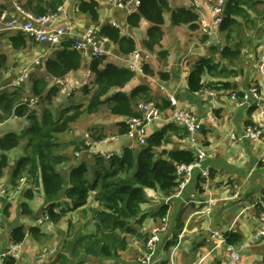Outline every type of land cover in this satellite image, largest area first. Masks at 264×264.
<instances>
[{
  "label": "crops",
  "instance_id": "obj_1",
  "mask_svg": "<svg viewBox=\"0 0 264 264\" xmlns=\"http://www.w3.org/2000/svg\"><path fill=\"white\" fill-rule=\"evenodd\" d=\"M80 1L88 0H63L64 13H59L55 23L62 24L67 20L74 26L75 32L96 28L94 27L95 23L86 14L80 12ZM95 1L98 3V24L110 23L116 25L121 34L131 36L135 41V51L123 54L115 43L107 38L105 40L99 39V35L96 36V40H99V45L104 51L103 56H105V59L103 63L112 62L117 66L130 68L134 71V76L125 84L122 90L129 94L137 85L145 84L149 87L152 101L155 104H160L163 99L169 100V96H173L177 99L179 107L192 108L198 119L201 120L199 130L190 135L184 128L171 122V111L165 110L160 120L145 127L148 136L166 127V141L159 148L160 150L189 149L193 152L203 151L204 158L201 165L208 172L210 171L209 177L207 179L201 178L196 170L194 177L182 191L171 196H166L152 189H146L149 202L141 206L142 215L145 217L140 223L135 222V224H137L138 231L143 234L150 232L152 228H163L152 252L144 248V243L141 244L140 239L130 237L133 239L128 240V247L119 251L116 256L109 258L92 257L91 260H86L89 256L86 258L80 257L81 259L75 262L71 259L79 254L77 251H74L77 254L75 253L72 256L71 248H67V253L63 252L66 247L60 251L62 246L60 249L49 250L48 247H43L41 244V242L44 243V241H41L43 237L36 239L27 232L30 226L35 225L36 219L40 216L39 210L42 205H46L41 188L36 189L31 199H25L22 190L25 184L30 187V183L27 180L24 183L23 179H19L20 186L17 192L14 190L13 193L18 195L20 203H27L32 214L22 213L17 200L12 201V203H15L14 208L10 209L9 212L7 211V213L3 212L4 199L9 194L11 184L12 168L8 166L3 175L0 176V186L8 189L7 194L3 198L0 197L1 246L4 248L10 242L9 232L12 228L26 225L25 232L27 236L23 240V249L21 248L18 259H15L16 264H144L148 256L151 264H221V261L228 255L226 245L230 244L227 243L223 234L230 232L238 236V240L231 245L236 247L241 244L247 245L242 250L243 253L240 255L238 264H264V244L254 243L251 246L248 244L258 227L262 209L260 199L264 193V45H261L264 44L262 43L264 37H259L263 32L262 28L259 31L257 30L258 32L250 31L249 38L241 42L239 59H234L229 63L222 58L220 50L227 42L229 43L227 45L240 42L233 32L227 40V31L221 30L219 26H209L207 32L203 33L199 24L196 28L187 24L172 25L170 23V12H165L161 44L148 49L143 41L146 39L147 28L150 23L145 19H141L138 25L131 26L127 22V15L136 11L135 0H123L121 2L122 7L118 6V2H120L118 0ZM168 1L172 8L189 7L188 0ZM24 2L18 1L21 7ZM261 3L264 6V0ZM0 4H3L4 9L8 10L10 18L18 16L10 0H0ZM203 11L206 15L205 18L209 20V14L206 10ZM237 20L240 21V18ZM14 34H3L0 37V52L6 56V68H0L2 80L4 79V73L12 69L10 56H8L6 50L8 47L11 49L8 48L9 51L16 54L11 60L15 63L19 62L22 67L24 66L23 61L29 59L20 51H25L27 56L31 59L34 58L33 63L39 60L44 63L46 58L56 50L45 43H37L29 39H26V44L22 49H15L8 41V37ZM203 37L206 38L203 39ZM33 44L36 45L35 49H33ZM61 48L62 46L58 49ZM135 52L139 55L138 60L134 58ZM92 57L82 54L80 67L68 72L60 79L65 81V78H67L71 83H76L86 77L92 80L93 74L89 69V62ZM208 57L212 58L214 62H218L220 67L226 69V72L222 74L215 71L206 72L202 78L205 86L198 93L191 94L187 89V76L199 60ZM103 63L102 65L100 63L99 68L104 66ZM132 63L135 67H131ZM143 63H146L155 74L144 73L142 71ZM39 64L38 62L37 66ZM21 71L17 70L14 75L18 76ZM157 71L168 72L169 78H160L156 73ZM37 74L36 77L44 75L42 64L37 67ZM34 75L32 72L30 78H34ZM218 81L228 82L231 87L219 89L208 84ZM252 85L258 89L257 98L250 93ZM48 87H50L49 83ZM84 87L86 86H76L70 93L64 94L61 91V85L58 84L56 94L60 97V101L57 102L52 99V105L50 106L55 120L61 121L59 118L64 110H69L68 112L72 113L76 107H78V110H83L86 107L87 93H84ZM115 90L113 89L111 92ZM233 94L236 97H233ZM84 97L86 99L83 100ZM55 103H58V105L63 104L59 108L58 105L53 106ZM99 108L104 109V112L111 119H106L109 122L104 123L102 120L92 124L93 126L98 123L94 127L100 128L103 139L90 143L87 150L79 149L75 151V145L83 141L84 131L77 130L72 126V122L68 123V128H71V130L55 135L58 144L56 153L66 157V160L58 163L55 168L65 180L69 178L74 167L78 166L80 162H85L87 166L85 175L91 181L96 167L95 157L98 154L104 157L112 153L120 154L125 146L131 147L136 152L142 148L127 133L118 132V123L124 121L126 117L110 115L104 105ZM12 119H16V122L11 123ZM21 122L25 127L28 125V119L23 116L12 117L2 126H6L8 123L15 126V124H21ZM248 122L256 125L261 130V137L252 139L241 136ZM4 127L3 134L6 133V130L16 131L13 130V127ZM88 129L96 130L92 127ZM106 129H109V133H106ZM233 136L235 137L233 138ZM20 148L18 151L12 152L11 149L5 152L9 164H14L23 155L22 146ZM235 194L237 196H234ZM92 195L93 193L90 194L91 197ZM40 196L39 204L41 203V207L37 209L39 204H36V199ZM66 200L65 197L61 198L62 206H64ZM90 200L87 203H92L94 206L93 199ZM208 200H211V202ZM165 203H168L166 215L164 217L155 216L154 211ZM208 207L210 209L206 212ZM132 220L135 221V219ZM40 231L45 234V237L47 236L48 241H51V236L54 233ZM214 232L220 233L223 240L212 236ZM57 234L63 241L68 240L65 237L68 235H66L64 226L57 228ZM80 253V255H84L82 252ZM60 255L62 258H60ZM80 260H84V262L82 263Z\"/></svg>",
  "mask_w": 264,
  "mask_h": 264
},
{
  "label": "trees",
  "instance_id": "obj_2",
  "mask_svg": "<svg viewBox=\"0 0 264 264\" xmlns=\"http://www.w3.org/2000/svg\"><path fill=\"white\" fill-rule=\"evenodd\" d=\"M118 1L123 2V0ZM62 4L63 0H26L22 7L35 15H45L56 12ZM259 5H263L259 0H226L224 16L219 28L227 31V40L231 37L233 26L244 25L238 22V18L247 21L246 23L256 24L251 18L250 11L259 14ZM4 8L5 6L0 4V12ZM79 10L95 23L94 27H98V35L115 43L121 53L128 54L135 51L134 39L121 34L116 25L98 24V3L95 0L80 1ZM165 12H170L172 25L187 24L194 28L198 25V14L189 7L172 8L168 0H138L136 11L127 15V22L131 26L138 25L141 19L150 23L146 39L143 41L148 49L160 44ZM26 39L23 33L8 37V41L15 49H22L26 44ZM72 44L71 39L64 41L62 48L54 50L53 54L45 60V74L31 78L32 95L46 103L39 113L21 102L23 95L21 88L11 91L0 90V123L12 117L24 116L28 119V125L21 132L8 131L0 135V176L10 166L12 168L10 175L12 189L19 185V179L27 180L30 187L26 185L22 190L25 199H31L36 189L41 188L46 203V218L53 223H58L67 211H73L87 204L91 197L90 194L93 193L91 198L95 206L90 211L93 216L94 230L84 234L79 231L75 241L70 242L66 249L72 246L73 250L80 251L85 256L109 258L128 247V236L143 239L142 242H145L148 233L143 234L137 231L129 222L135 219L134 222L140 223L145 217L142 215L141 206L149 202L146 189L159 191L166 196L174 194L181 181L176 173V165L192 163L196 160V156L189 149L160 150L159 148L166 141V127H164L148 136L146 145L141 146L142 148L137 152L125 146L120 154L112 153L108 158L101 154L96 155V167L91 181L85 175L87 172L85 162H80L74 167L67 180L63 179L55 167L58 163L65 161L66 157L56 153L58 144L55 135L65 131L68 123L77 118L81 112L78 107L70 114H68L69 110H64L59 118L61 121L55 120L49 104L52 101V94L58 90L53 86L48 87L49 82L46 77L59 79L80 67L82 52L73 48ZM240 47L241 42L225 45L221 48L220 54L222 58L231 63L234 59H239ZM104 59L103 55L90 59L89 69L93 74V87L86 86L87 88L83 89L84 93L89 94L85 109L91 114L104 105L110 115L126 117L124 121L118 123V132L127 133V120L132 117H141L139 104L153 102L150 89L145 84H139L129 94L124 92L122 88L132 79L134 71L117 66L112 62L103 63ZM100 63L104 65L101 68H99ZM0 68H6V56L2 52H0ZM142 71L149 75L155 74L146 63H143ZM213 71L222 74L226 72V69L220 67V64L214 62L212 58L199 60L187 76L188 92L194 94L201 91L205 86L203 75ZM156 73L162 79L169 78L168 72L157 71ZM1 83L0 76V86ZM208 84L219 89L231 87L230 83L222 81ZM113 89L116 90L111 92ZM156 106L162 110L173 108L170 101L166 99ZM247 125L256 126L250 122ZM102 137L100 133L91 135L94 141H99L103 139ZM21 142H24L23 155L14 164H9L5 152L17 147ZM88 148L89 145L84 140L75 145V151ZM62 197L71 202H64V206L56 210V207L62 206ZM19 206L22 213L32 214L26 202H21ZM8 207L9 204L4 206V213H7ZM167 209L168 203L162 204L153 214L164 217ZM27 232L36 239L43 235L40 228L35 225L30 226ZM71 235L68 232V236ZM223 235L227 243L232 244L238 240V236L230 232H225ZM25 236L26 232L22 226H15L9 232L10 241L15 244L23 242ZM75 253L77 254L72 251V256ZM60 258H62L61 255ZM80 261L84 262V260ZM4 264H15L14 257L9 256Z\"/></svg>",
  "mask_w": 264,
  "mask_h": 264
},
{
  "label": "built area",
  "instance_id": "obj_3",
  "mask_svg": "<svg viewBox=\"0 0 264 264\" xmlns=\"http://www.w3.org/2000/svg\"><path fill=\"white\" fill-rule=\"evenodd\" d=\"M14 9L17 11L18 16L14 18L9 17V12L6 9H3L0 12V37L3 34L11 33H23L26 35L27 39L33 40L37 43H45L52 49H58L62 46L63 42L71 39L73 41L72 47L80 50L82 54L89 56H101L104 54V51L99 45V40H96L98 35V27L94 29H86L83 31L75 32L74 26L68 22L64 21L62 24H56V18L59 13H64V9L61 6L57 8L56 12L48 13L45 15H35L21 7L17 0H10ZM189 8L193 9L198 14V24L200 25L201 31L203 33L207 32L209 26H219L223 16H224V7L226 0H188ZM136 6L138 5V0H135ZM118 6L122 7V3L118 2ZM209 14L210 19L207 20L205 17V12ZM97 33V34H96ZM99 39L105 40L104 37H99ZM135 60L139 59V55L135 52ZM38 61L34 62V65H37ZM131 67H135L132 63ZM27 70H22L18 76L11 78L6 81L3 85L0 86V90H15L17 88L23 87V83L27 78ZM58 84L61 85V91L64 94H68L72 91L73 88L79 85L87 86L88 88L93 87V77L92 80L89 78H83L76 83H71L67 78L65 81L60 78L56 80ZM250 93L257 98L258 89L256 86L252 85L250 87ZM32 95V94H31ZM233 97H236L233 95ZM246 97V96H245ZM38 97L31 96L29 98L22 97L21 102L26 103L29 107L33 106V102L36 101ZM245 100V98H243ZM170 104L173 106L172 109H160L156 106L154 102H142L139 104V109L141 111V117H132L127 120L128 131L127 135L134 139L138 146H145L148 133L145 131V127L154 123L157 120H160L163 115V111H171V122L176 124L179 127L184 128L190 135L195 134L200 126L201 120L198 119L196 113L190 107H179L177 104V99L173 96H169ZM6 122V121H5ZM4 122V123H5ZM2 124L0 123V135ZM234 135V134H232ZM243 137H248L252 139H258L261 137V130L256 126L247 125L244 128ZM235 136H233L234 138ZM90 147V143H87ZM196 160L189 164H177L176 173L181 178L179 182L178 189L172 195L179 194L182 189L190 182L194 177V173L197 170L201 178L207 179L209 177V172L205 169L201 162L204 158L203 151L194 152ZM110 154H107L108 158ZM25 183V179H23ZM20 184L12 189L10 186V191L16 190L19 188ZM26 186V184H25ZM8 189L6 187L0 186V197L3 198L7 194ZM171 196V195H170ZM234 196H237L236 194ZM211 202V200H208ZM260 203L262 209L260 212V217L258 221V227L253 234L251 240L248 244L251 246L254 243L264 244V193L261 196ZM209 207L206 209V212L209 211ZM162 227L152 228L149 232L147 238V246L152 252L155 244L159 240V233L162 231ZM212 236H216L219 239L223 240V236L220 233L214 232ZM247 246L246 244H241L238 247L235 245L228 244L226 245V251L228 252L227 257L221 261V264H238L240 259V252L243 248ZM2 258L0 257V264ZM144 264H151L150 257L148 256Z\"/></svg>",
  "mask_w": 264,
  "mask_h": 264
},
{
  "label": "rangeland",
  "instance_id": "obj_4",
  "mask_svg": "<svg viewBox=\"0 0 264 264\" xmlns=\"http://www.w3.org/2000/svg\"><path fill=\"white\" fill-rule=\"evenodd\" d=\"M20 1H22V2H24V0H20ZM262 2H263V0H261ZM258 10H260V14H257V13H255V12H252V11H250L251 13H250V15L252 16H250L252 19H254V20H256L255 22H256V24L255 25H252L251 23H246L247 21H244V20H242V19H240V21H238V22H242V23H244V25H242V26H239L238 24H236L235 26H233V34L234 35H236L237 36V38L240 40V42H242V40H246L247 38H249V36H248V34L250 33V31H254V32H256L257 30L259 31L261 28H262V31L263 32H261V34H260V36L259 37H264V6L263 5H259L258 6ZM8 11V10H7ZM250 29H252V30H250ZM257 31V32H258ZM230 36H231V34H230ZM162 39V38H161ZM3 40V39H2ZM224 40H225V38H224ZM262 43H264V40L262 39ZM37 44V43H36ZM160 44H161V40H160ZM227 44H229L228 42H227ZM226 44V45H227ZM234 44V43H233ZM243 44H245V43H243ZM252 44H254L253 42H252ZM261 45H264V44H261ZM35 47H36V45L35 44H33V49H35ZM9 48V47H8ZM8 48L6 49L7 50V53H8V56H10V58H9V60H10V64H12V69L11 70H8V71H6L5 73H4V75H3V80H2V83H1V85H3L6 81H8V80H10L11 78H13V77H15V73H16V71L18 70V71H21V70H27V78H26V80L24 81V83H23V87L21 88L22 89V97H27V98H29V97H31L32 95H31V78H30V75H31V73L33 72L35 75V77L36 76H38V74H39V72H38V74H37V67L38 66H40L41 64L43 65V68H44V74H45V66H44V64H45V62L43 63L42 62V60L40 61H38L40 64L37 66V65H34V63H33V59L34 58H32L31 59V57H29V56H27V54L25 53V51H20V52H22L24 55H26V58L27 59H29V60H24L23 61V63H24V66L22 67V64L20 65V63L18 62V63H15V62H13L12 60H11V58L14 56V55H16L15 53L13 54V52H11V51H9V50H11L10 48H9V50H8ZM241 54V53H240ZM48 58V57H47ZM46 58V59H47ZM236 61V60H235ZM42 62V63H41ZM21 67V68H20ZM19 68V69H18ZM23 68V69H22ZM41 72H43V70H41ZM3 73V72H2ZM41 75L43 74V73H40ZM47 79H48V82H49V85L50 86H53V87H55V88H57V90H58V83L56 82V80L58 79V78H54V77H49V76H47L46 77ZM53 84H52V83ZM233 95H235V94H233ZM236 96V95H235ZM53 100H55V101H57V102H59L60 101V97L56 94V93H53L52 94V97H51ZM88 98H89V94H87V100H88ZM83 100L84 99H86L85 97L84 98H82ZM44 104H46L45 102H41V101H39V99H36V101L35 102H33V106H30V108H34V110H36V112H40L41 111V108H42V106L44 105ZM62 104L63 103H61V104H59L58 105V103H55V104H53V106H55V105H58V107L60 108V106H62ZM52 105V103H50L49 104V106H51ZM52 106V107H53ZM51 107V108H52ZM80 107V106H79ZM81 113H80V115L77 117V118H75L73 121H71L72 122V126H74L75 128H77V130H79V131H81V132H83L84 131V135H83V139L82 140H84L86 143H92V142H96V141H94L92 138H91V135H97L98 134V131H99V133L101 132V130H100V128H98V127H94V126H97L98 125V123H96V125H93L92 126V124L94 123V122H99V121H104V123L105 122H109V120H107L106 121V119H109L110 118V116L109 115H107L104 111V109H102V108H98V110L96 111V112H94V113H91V114H89V113H87L86 112V109L84 108L83 110H79ZM68 114H70V113H68ZM77 119V120H76ZM111 119V118H110ZM11 123L12 122H16V119H12L11 121H10ZM156 122V121H155ZM5 126V125H4ZM3 126V127H4ZM7 126L8 127H13L14 129L13 130H16V131H13V132H21L22 131V129L25 127L24 125H23V123L21 122V124H15V126H14V124H10V123H8V125L6 124V126L4 127V128H7ZM106 126H109V125H106ZM3 127H2V129H1V132H3ZM92 127V129L93 128H96V130H91V129H88V128H91ZM88 129V130H87ZM68 130H71V128H68L67 127V129L65 130V132H67ZM85 130H87V132H85ZM6 132H8V130H6ZM64 131H63V133H65ZM106 133H109V129H106ZM22 146V148L24 147V142H21L17 147H15V149L13 148L12 149V152L13 151H18V150H20L21 147ZM23 150V149H22ZM42 190V189H41ZM14 191V190H13ZM13 191H10L9 190V194H8V196L6 195V197H5V199H4V205L6 206V204H9V207H8V209H7V211L9 212L10 211V209H12V208H14V206H15V203H12V201H15V200H17V203H18V205H19V203H20V200L18 199V195H15L14 193H13ZM16 192H17V190H16ZM42 194H43V190H42ZM40 195H41V193H40ZM91 199V197L88 199V200H90ZM40 200H41V196L40 197H38L37 199H36V204H39V202H40ZM68 200V201H67ZM66 200V202H71V201H69V199H67ZM91 201V200H90ZM11 203V204H10ZM95 206V205H94ZM93 205H92V203H87V204H85L84 206H82L81 208H79V209H75V210H73V211H67L66 213H65V215L61 218V220L59 221V223H57V224H52L53 222H51V221H48L47 220V218H46V215H45V208H46V205H42V207H41V203L37 206V209H39L40 207H41V209L39 210L40 211V216L36 219V221H35V226L37 225V226H39L41 229L40 230H42L44 233H47V232H52V233H54V235L53 236H51V241H48L46 238H47V236L45 237V234H43V235H41L40 236V238L41 237H43L42 239H41V241H44V243H42L41 242V244H42V246L44 247V246H46V247H48V249L49 250H52V249H56V248H58V249H60V247L62 246V248L60 249V251H62V250H64V247H67L69 244H70V242H73V241H75V238H76V236H77V233L79 232V231H81L82 233L84 232V233H88V232H92L93 230H94V222H93V216H92V213H91V211H90V209L92 208V207H94ZM63 206H60V207H56L55 209L56 210H59L60 208H62ZM14 211V210H13ZM93 224V225H92ZM129 224L132 226V227H135L136 229H137V224H135V222H134V220H131L130 222H129ZM22 226V225H21ZM62 226H64V228H65V230L67 231V233H66V235H68V232H70L72 235L71 236H65L66 238H68V240L65 242V241H63L62 239H60L59 238V235L57 234V228H60V227H62ZM139 226V225H138ZM23 227V226H22ZM24 230H26L27 228H26V225H24ZM26 228V229H25ZM158 228V227H157ZM68 229L70 230V231H68ZM137 231H138V229H137ZM140 232V231H139ZM83 233V234H84ZM27 236V235H26ZM148 238V237H147ZM129 239H133V238H130V236H128V240ZM10 240V239H9ZM25 240V239H24ZM143 241V239H141V244L143 243L142 242ZM147 239L145 240V242H144V248L145 249H148L149 251H150V248L147 246ZM24 243V241L23 242H21V243H18V244H15V243H12L11 241L9 242V243H7L6 244V246L3 248L2 246H1V242H0V257L2 258V260H1V264H4L5 263V261L7 260V258L9 257V256H13L14 257V259H18V257H19V254H20V252H21V248L23 249V247H22V244ZM21 246V247H20ZM72 247V246H71ZM71 247H68V248H71ZM37 249V248H36ZM72 249V251H77V250H73L74 248H71ZM64 253H67V249H65L64 251H63ZM79 254H77V256H74V257H72V261H77V260H79V259H81V258H86L87 256H85V255H80L81 253L79 252V251H77ZM242 253H243V251H241L240 252V254L242 255ZM40 254H42V253H40ZM44 256V255H43ZM70 257H71V254L69 255ZM147 256V255H146ZM69 257V258H70ZM81 257V258H80ZM91 260L92 259V256H89L88 258H86V260ZM15 260V264L17 263V261ZM25 263V262H24Z\"/></svg>",
  "mask_w": 264,
  "mask_h": 264
},
{
  "label": "bare ground",
  "instance_id": "obj_5",
  "mask_svg": "<svg viewBox=\"0 0 264 264\" xmlns=\"http://www.w3.org/2000/svg\"><path fill=\"white\" fill-rule=\"evenodd\" d=\"M107 158V157H106ZM148 235H149V232H148Z\"/></svg>",
  "mask_w": 264,
  "mask_h": 264
}]
</instances>
